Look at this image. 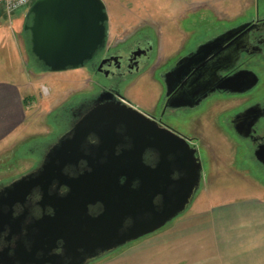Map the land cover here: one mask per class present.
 I'll use <instances>...</instances> for the list:
<instances>
[{"label":"flooded vegetation","instance_id":"obj_1","mask_svg":"<svg viewBox=\"0 0 264 264\" xmlns=\"http://www.w3.org/2000/svg\"><path fill=\"white\" fill-rule=\"evenodd\" d=\"M106 12L105 45L79 69L88 75L87 85L46 114L47 135L23 150L35 159L24 175L36 172L65 137L74 152L64 171L71 178L92 167L134 168L140 160L154 168L167 144L186 143L201 164L202 181L201 137L208 126L234 137L264 180V14L231 26L217 16H175L164 22V34V23L124 27L110 7ZM142 79L152 84V97L140 109L127 95ZM16 198L0 194V264H93L112 253L93 252L88 241L100 204L84 207L57 181Z\"/></svg>","mask_w":264,"mask_h":264},{"label":"rangeland","instance_id":"obj_2","mask_svg":"<svg viewBox=\"0 0 264 264\" xmlns=\"http://www.w3.org/2000/svg\"><path fill=\"white\" fill-rule=\"evenodd\" d=\"M102 2L106 8L110 7L111 17L124 27L141 22L161 24L175 16H217L231 26L246 17L264 14V0ZM117 7L123 9L119 11ZM28 8L29 6L22 7L9 17L0 12V82L12 83L21 95L25 107L22 125L9 138L0 142V185L30 170L35 159L23 150H27L32 144L36 145L47 135L46 123L49 119H46V114L69 96L81 92L89 78L83 70L50 73L35 69L27 51L26 33L23 31ZM237 18L239 19L236 20ZM114 26L119 25L115 23ZM162 27L165 34V23ZM163 48L161 56L166 58L169 56L168 48L166 45ZM151 92L152 84L142 79L129 89L127 99L140 109L148 108ZM205 129L201 137L205 176L190 206L163 228L121 247L93 264H213L204 258V250L197 248L202 241L193 243L192 247L195 248L186 249L181 244V238L179 242L172 241L175 234L167 229L182 216L203 210L212 213L213 208L223 201H235L251 196L264 197V192H260L264 191L260 188L264 186V180H261L259 172L247 163L246 156H243L241 149L239 151L238 142L234 137L218 133L216 135L208 130V126Z\"/></svg>","mask_w":264,"mask_h":264},{"label":"water","instance_id":"obj_3","mask_svg":"<svg viewBox=\"0 0 264 264\" xmlns=\"http://www.w3.org/2000/svg\"><path fill=\"white\" fill-rule=\"evenodd\" d=\"M107 22L102 0H35L25 14L27 51L44 72L82 69L104 47ZM68 145L69 139L61 138L36 172L21 176L0 194L19 201L16 195L57 181L69 195L76 193L84 207L100 204L102 212L91 220L88 233L93 252L111 253L163 228L190 206L201 183V164L186 143L167 144L154 168L140 160L134 168L92 167L72 178L64 174L74 160ZM66 217L62 213L63 221ZM64 237L69 240L62 233Z\"/></svg>","mask_w":264,"mask_h":264},{"label":"crops","instance_id":"obj_4","mask_svg":"<svg viewBox=\"0 0 264 264\" xmlns=\"http://www.w3.org/2000/svg\"><path fill=\"white\" fill-rule=\"evenodd\" d=\"M24 113L16 87L0 82V142L22 125ZM167 231L175 234L173 242L181 238L186 249L202 241L197 248L213 264H264V197L223 201L212 213L203 210L177 218Z\"/></svg>","mask_w":264,"mask_h":264},{"label":"built area","instance_id":"obj_5","mask_svg":"<svg viewBox=\"0 0 264 264\" xmlns=\"http://www.w3.org/2000/svg\"><path fill=\"white\" fill-rule=\"evenodd\" d=\"M34 0H0V12L8 17L16 10L30 6Z\"/></svg>","mask_w":264,"mask_h":264},{"label":"trees","instance_id":"obj_6","mask_svg":"<svg viewBox=\"0 0 264 264\" xmlns=\"http://www.w3.org/2000/svg\"><path fill=\"white\" fill-rule=\"evenodd\" d=\"M31 60H32V58H31ZM32 63L35 65V69L37 71H43V69L40 66H38L33 60H32Z\"/></svg>","mask_w":264,"mask_h":264}]
</instances>
